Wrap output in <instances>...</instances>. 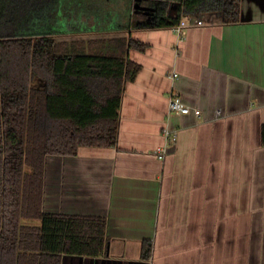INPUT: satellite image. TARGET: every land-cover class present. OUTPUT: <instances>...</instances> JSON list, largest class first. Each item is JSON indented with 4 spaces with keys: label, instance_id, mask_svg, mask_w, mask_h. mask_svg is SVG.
<instances>
[{
    "label": "crops",
    "instance_id": "0c3cea01",
    "mask_svg": "<svg viewBox=\"0 0 264 264\" xmlns=\"http://www.w3.org/2000/svg\"><path fill=\"white\" fill-rule=\"evenodd\" d=\"M239 17H190L180 35L131 25L147 48L128 52L140 71L116 146L45 158L42 211L106 219L104 254L60 264H264V0H240ZM110 33L96 38L128 35ZM173 92L199 115L169 113Z\"/></svg>",
    "mask_w": 264,
    "mask_h": 264
},
{
    "label": "trees",
    "instance_id": "16d2710c",
    "mask_svg": "<svg viewBox=\"0 0 264 264\" xmlns=\"http://www.w3.org/2000/svg\"><path fill=\"white\" fill-rule=\"evenodd\" d=\"M43 1L0 0V264H60L64 254L105 253L104 217L42 211L45 158L116 146L123 92L140 71L128 52L147 48L130 36L129 24L96 28L128 34L123 37L56 41L84 31H64L57 26L62 18L50 27ZM151 5L155 19L135 28H171L184 17L212 14L224 24L240 21V0ZM151 248L144 241V258Z\"/></svg>",
    "mask_w": 264,
    "mask_h": 264
},
{
    "label": "rangeland",
    "instance_id": "374dc122",
    "mask_svg": "<svg viewBox=\"0 0 264 264\" xmlns=\"http://www.w3.org/2000/svg\"><path fill=\"white\" fill-rule=\"evenodd\" d=\"M141 1L151 3L155 0ZM139 4L141 2L137 0H44L42 2V5L48 8L49 17L46 21L49 22L50 27L57 23V19L62 18L65 24L59 23L57 26H60L64 31L73 32L77 29L84 31L54 37L56 41L67 42L71 40L87 41L96 39L100 35L112 34L97 32L96 28L119 27L124 24L133 26L136 23L134 10ZM175 13L173 10V14ZM26 223L36 224L37 221H26Z\"/></svg>",
    "mask_w": 264,
    "mask_h": 264
},
{
    "label": "built area",
    "instance_id": "2783aa9c",
    "mask_svg": "<svg viewBox=\"0 0 264 264\" xmlns=\"http://www.w3.org/2000/svg\"><path fill=\"white\" fill-rule=\"evenodd\" d=\"M200 24L199 21H194L192 19H190V17H184L182 18L178 24L172 26V30L174 31V33H176L177 35H180L186 28L193 26V25H198ZM176 74H173V77H176ZM168 111L169 113H175V114H179V115H187L192 113L195 116L199 115V111L198 110H191L188 106H186L181 98L177 95V93H171L170 98H169V102H168ZM164 136L165 139L168 143L173 142L176 138L175 133H171L170 130L168 129H164ZM165 152H166V148H159L157 149V151L155 152L156 157L159 160H163L165 157Z\"/></svg>",
    "mask_w": 264,
    "mask_h": 264
},
{
    "label": "flooded vegetation",
    "instance_id": "af4514ba",
    "mask_svg": "<svg viewBox=\"0 0 264 264\" xmlns=\"http://www.w3.org/2000/svg\"><path fill=\"white\" fill-rule=\"evenodd\" d=\"M141 4L137 5V9L134 10L136 23H149L155 19L154 8L151 3L147 1H141ZM142 8H147L143 10Z\"/></svg>",
    "mask_w": 264,
    "mask_h": 264
},
{
    "label": "water",
    "instance_id": "95a60500",
    "mask_svg": "<svg viewBox=\"0 0 264 264\" xmlns=\"http://www.w3.org/2000/svg\"><path fill=\"white\" fill-rule=\"evenodd\" d=\"M137 1H140V0H137ZM143 10H147V8H142Z\"/></svg>",
    "mask_w": 264,
    "mask_h": 264
}]
</instances>
